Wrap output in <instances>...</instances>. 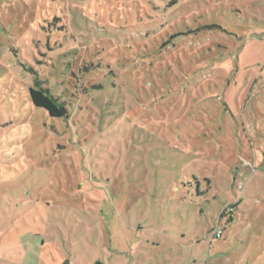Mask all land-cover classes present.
<instances>
[{
    "label": "rangeland",
    "instance_id": "rangeland-1",
    "mask_svg": "<svg viewBox=\"0 0 264 264\" xmlns=\"http://www.w3.org/2000/svg\"><path fill=\"white\" fill-rule=\"evenodd\" d=\"M41 241L38 264H264V0H0V264Z\"/></svg>",
    "mask_w": 264,
    "mask_h": 264
},
{
    "label": "trees",
    "instance_id": "trees-1",
    "mask_svg": "<svg viewBox=\"0 0 264 264\" xmlns=\"http://www.w3.org/2000/svg\"><path fill=\"white\" fill-rule=\"evenodd\" d=\"M24 70L35 75L36 78L34 80V88L29 89L31 104L35 108L45 111L51 119H66L68 111L64 102L60 101L59 98L50 95L49 90L43 86V82L37 78V75L33 70H27L25 68ZM213 239L218 238L213 236Z\"/></svg>",
    "mask_w": 264,
    "mask_h": 264
},
{
    "label": "crops",
    "instance_id": "crops-1",
    "mask_svg": "<svg viewBox=\"0 0 264 264\" xmlns=\"http://www.w3.org/2000/svg\"><path fill=\"white\" fill-rule=\"evenodd\" d=\"M27 241V240H26ZM43 241H41V244L38 242H35L34 246H30V244H27L29 248H25L26 245L24 246V251H19V250H14V248H9V246L5 249L6 251V264H17V262L11 261V255L15 254H20V257L18 259L20 262L18 264H38L40 261L39 253L41 249L43 248ZM52 261L56 264V261L52 258Z\"/></svg>",
    "mask_w": 264,
    "mask_h": 264
},
{
    "label": "built area",
    "instance_id": "built-area-1",
    "mask_svg": "<svg viewBox=\"0 0 264 264\" xmlns=\"http://www.w3.org/2000/svg\"><path fill=\"white\" fill-rule=\"evenodd\" d=\"M221 234H222V232H221L220 230H217V231L214 233V236H215L216 238H220Z\"/></svg>",
    "mask_w": 264,
    "mask_h": 264
}]
</instances>
